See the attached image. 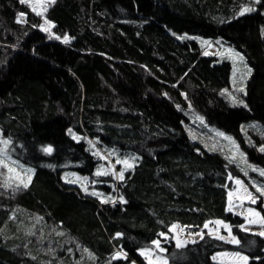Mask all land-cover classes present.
<instances>
[{
	"label": "trees",
	"instance_id": "obj_1",
	"mask_svg": "<svg viewBox=\"0 0 264 264\" xmlns=\"http://www.w3.org/2000/svg\"><path fill=\"white\" fill-rule=\"evenodd\" d=\"M247 3L53 0L37 15L21 0H0V133L11 157L32 169L27 187L0 182V264H148L138 250L172 224L211 220L230 226L236 244L208 235L169 241L168 264H217L211 257L221 250L264 264V236L238 229L242 219L227 210L237 166L186 132L191 107L264 169L260 131H240L264 125V0L237 14ZM43 18L68 40L40 31ZM191 37L244 56V106L223 97L229 63ZM86 139L135 157L114 184V202L61 179L65 171L92 178L98 160Z\"/></svg>",
	"mask_w": 264,
	"mask_h": 264
},
{
	"label": "rangeland",
	"instance_id": "obj_2",
	"mask_svg": "<svg viewBox=\"0 0 264 264\" xmlns=\"http://www.w3.org/2000/svg\"><path fill=\"white\" fill-rule=\"evenodd\" d=\"M52 1L53 0H26L24 3L32 10L35 8V13L39 12L42 14L44 9ZM247 1L248 3L244 5L237 14H241L242 11L243 13H248L257 10L256 5L260 0ZM244 9H249V11H244ZM262 11L264 12V8H262ZM20 20L23 21V17H20ZM45 21H47V23ZM38 29L47 37L49 36L50 38L56 39L59 37L58 40L65 42L64 37L67 35L59 36L55 34L52 22L45 18H43ZM191 38L198 41L204 48L205 54L215 56L217 62L226 61L229 63V84L226 89L222 90L223 97L230 105L244 106L246 82L250 75V68L244 56L219 39H214L213 41L199 37ZM237 53L239 55H237ZM241 57H243V59H241ZM186 115L188 117L186 132L190 139L207 151L221 153L229 162L237 166L238 171L242 175L230 176L232 186L227 193V210L238 215L242 219V223L239 224L237 228L247 233L261 235L260 233H264V194H261V191H257V189H264V175H261L264 169L248 162L245 153L240 149L237 141L234 140L232 136L206 124L203 117L192 111L191 107L186 111ZM248 127L260 131V136L264 139V125L252 122L241 126L240 131L244 138L248 136L246 129ZM72 137L74 139L79 138L74 134ZM86 141L89 142L90 149L98 160L92 178L81 176L75 172L65 171L61 174V179L67 184L78 186L82 191L97 197L100 201L114 202L116 200V197H113L114 194H112L114 184L121 179L120 173L124 174L126 170L132 168L135 157L128 154H120L116 150L107 151L98 147L93 140L86 139ZM9 145L10 141L0 133V161L3 162L0 164V182L7 185L25 186L31 179L32 169L11 157L8 151ZM262 148H264V145L258 146V149L261 150ZM97 173L100 174L97 175ZM106 176L111 177L113 181L107 182L99 180ZM237 180L240 181L239 184L236 183ZM101 184L111 187V192L105 193L104 189L96 188V186ZM229 193H231V196H229ZM253 200L255 202H253ZM216 221L221 220L208 221L202 227L183 226L177 223L172 224L168 234L161 233L159 239L153 241L151 247L139 249L138 254L148 264H168L164 256V245L169 241H174V243L181 246L198 240L203 235H208L231 245L236 244V240L230 233V226L222 221L220 224H217ZM206 225L207 227H205ZM225 225L227 227H225ZM218 237H223V239ZM156 242H159V246H157ZM142 253H147V255H142ZM114 257H120V254H115ZM240 257L246 256L233 250H221L215 252L211 259L217 264H246L248 258L246 257L247 259L244 260L240 259Z\"/></svg>",
	"mask_w": 264,
	"mask_h": 264
},
{
	"label": "snow or ice",
	"instance_id": "obj_3",
	"mask_svg": "<svg viewBox=\"0 0 264 264\" xmlns=\"http://www.w3.org/2000/svg\"><path fill=\"white\" fill-rule=\"evenodd\" d=\"M21 2L22 3H24V2H26V0H21ZM33 11H35V8H33ZM244 11H249V9H244ZM40 13L39 12H37V15H39ZM244 13H243V11L241 12V15H243ZM23 15V14H22ZM19 22V21H18ZM46 23H47V21H45ZM58 39H59V37H57ZM64 40L65 41H67L68 40V37L67 36H65L64 37ZM237 55H239L238 53H237ZM241 59H243V57H241ZM242 90V89H241ZM5 143H7V142H5ZM45 151H47V152H51V149L50 148H48V149H45ZM261 151H264V148H262L261 149ZM3 162L2 161H0V164H2ZM125 163H127V162H125ZM100 173H97V175H99ZM261 175H264V172H261ZM120 178L122 179L123 178V173H120ZM236 183L237 184H239L240 183V181L239 180H237L236 181ZM25 187H27V185H25ZM257 191H261V194H264V189H257ZM250 195V194H249ZM229 196H231V193H229ZM253 202H255L254 200H253ZM251 211V210H250ZM216 223L217 224H220L221 223V221H216ZM175 227V226H174ZM205 227H207V225L205 226ZM225 227H227L226 225H225ZM261 235H264V233H260ZM218 238H220V239H223V237H218ZM157 243V246H159V242H156ZM142 255H147V253H142ZM240 259H244V260H246L247 258L246 257H240Z\"/></svg>",
	"mask_w": 264,
	"mask_h": 264
}]
</instances>
